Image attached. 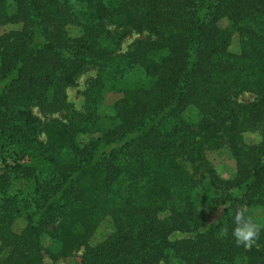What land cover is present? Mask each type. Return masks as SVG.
Wrapping results in <instances>:
<instances>
[{
    "label": "trees",
    "instance_id": "trees-1",
    "mask_svg": "<svg viewBox=\"0 0 264 264\" xmlns=\"http://www.w3.org/2000/svg\"><path fill=\"white\" fill-rule=\"evenodd\" d=\"M78 1L0 0V26H19L0 33V264H43L44 233L52 257L81 247L77 264H264V227L251 248L219 236L238 205L264 207V0ZM129 32L142 38L117 53ZM90 66L77 111L65 89ZM134 67L144 80L117 89ZM107 88L120 92L113 125L78 143ZM241 92L252 100L235 102ZM251 131L258 143L244 142ZM220 150L235 165L226 180L205 155ZM2 168L31 191L11 195ZM104 218L112 230L89 245Z\"/></svg>",
    "mask_w": 264,
    "mask_h": 264
},
{
    "label": "rangeland",
    "instance_id": "rangeland-1",
    "mask_svg": "<svg viewBox=\"0 0 264 264\" xmlns=\"http://www.w3.org/2000/svg\"><path fill=\"white\" fill-rule=\"evenodd\" d=\"M107 4L113 3L115 0H102ZM72 9L75 11L80 10V6L82 5L78 0H70ZM226 24L225 20H221L217 22V25L220 27ZM18 25L13 24H5L0 26V33H3L7 30L18 28ZM66 33L68 36L76 37L81 34V29L75 25H66L65 26ZM142 38V35L135 34L133 32H129L126 34L124 39L121 41L119 46L116 49L117 53L124 52L129 43L135 39ZM238 49L237 45V37L236 34H233L230 39V44L228 50L230 52H236ZM96 77V69L94 67H88L83 70L76 78L75 85L67 87L65 89V94L67 101L71 104L72 108L77 111H83L85 106L83 92L86 89L88 83ZM144 76L140 69L134 67L131 68L122 79L116 85V88H122L126 85L132 84L137 81H143ZM120 97V92L114 90L113 88H107L102 91L100 99L96 104V111L98 113V120L95 124L96 131L92 133H86L79 135L77 137L78 143H83L88 141L91 138H94L100 134V131L103 129L112 126L114 121L112 118L111 105L112 103ZM253 98V94L249 92H241L235 98L234 101L237 103H247L251 101ZM32 113L36 116L39 122H42L45 117H58V114L49 115L41 113L36 107H32ZM38 137L40 139H44V135L42 132H39ZM243 140L247 144H254L260 141L259 135L257 131L245 132L242 136ZM206 158L210 162L211 166L214 168L216 175L222 179L226 180L230 178L234 171L235 165L234 161L231 158L230 154L226 150L220 151H207L205 152ZM2 173L5 175V178L9 184V192L11 195H16V198H22L27 193H29L32 189V183L29 180L21 179L18 174H16L13 170H7L2 168ZM205 197L203 201V206L205 212L208 214V222L213 223L215 219L220 214V208L211 202V197L216 194V191L210 189V187H205ZM248 215H250L254 221H256L261 227H264V207H253L247 210ZM112 230L111 221L108 218L102 219L92 236L87 240L89 245H94L100 240H102L110 231ZM179 232H175L170 235V239L180 237ZM41 245L43 250L42 254V262L43 264H77L82 255L83 249L80 247L77 250L70 253L65 257H52L51 252H55L56 245L50 242V239L46 233L41 236ZM264 250V247H263ZM237 260V264H238Z\"/></svg>",
    "mask_w": 264,
    "mask_h": 264
},
{
    "label": "clouds",
    "instance_id": "clouds-1",
    "mask_svg": "<svg viewBox=\"0 0 264 264\" xmlns=\"http://www.w3.org/2000/svg\"><path fill=\"white\" fill-rule=\"evenodd\" d=\"M260 232L261 226L248 215L246 206L238 205L233 211L231 225L225 224L219 236L224 238L231 234L238 246L251 248L257 244Z\"/></svg>",
    "mask_w": 264,
    "mask_h": 264
}]
</instances>
